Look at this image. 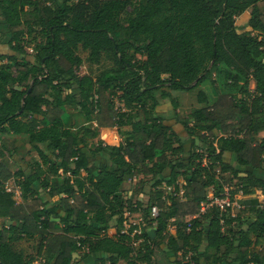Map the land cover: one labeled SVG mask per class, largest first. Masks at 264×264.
Here are the masks:
<instances>
[{"label": "trees", "instance_id": "1", "mask_svg": "<svg viewBox=\"0 0 264 264\" xmlns=\"http://www.w3.org/2000/svg\"><path fill=\"white\" fill-rule=\"evenodd\" d=\"M78 48L112 67L79 76ZM194 91L182 137L158 108ZM102 128L122 139L88 145ZM0 134L34 153L0 139V264H264V0H0ZM225 188L238 207L201 212Z\"/></svg>", "mask_w": 264, "mask_h": 264}, {"label": "rangeland", "instance_id": "2", "mask_svg": "<svg viewBox=\"0 0 264 264\" xmlns=\"http://www.w3.org/2000/svg\"><path fill=\"white\" fill-rule=\"evenodd\" d=\"M249 19V16L247 13L242 14L241 16H239L238 18H236L235 21V25L236 28L238 30L239 33L244 32V31H249V28L247 27V21ZM6 39L2 38L1 40L4 41ZM27 53L29 55H34L32 46L27 48ZM77 54L81 57L82 59V65L77 69V74L79 76L82 75H89L92 78H95L98 74H100L103 71H106L108 69H110L113 65L112 61L110 60V58L106 55H103L102 58L100 59V61L96 64H92L87 60V52L82 51L80 48H78L77 50ZM254 87V84L252 81H250L249 83V88L250 90H252ZM199 89V88H198ZM200 89H205V92L209 95H211L208 86H202L200 87ZM175 99L177 100V104L178 107L175 110L172 106V104L167 100L165 102L162 103V105L158 108L159 113L169 122L172 123V125H174V119L175 117L179 116L180 119H183L186 117V115L192 110V108L195 106L196 101H197V97H196V91L194 92H177L175 93ZM213 99L214 96H211ZM79 127H85V128H89V129H94L95 128V124L93 122L87 123L85 122L82 118H77L74 120V124H73V128H72V133L76 134L78 133V129ZM174 130L178 132L179 136L184 135V132L182 130V128L179 125H174ZM107 130H111V133H104L102 130H97V137L96 138H89V137H84L85 142L88 145H92L95 144L97 142H103V143H111V142H116V141H120L122 139V137H120L117 134V130L114 129H107ZM122 130H126V128L122 129ZM7 139L8 141H10V134H0V139ZM17 145L20 143H22L24 141V138H19ZM185 141V140H184ZM188 142L186 143V141L184 142V146H185V152H187L188 149ZM20 155L22 154V156H18L16 155V159L19 163V165L24 166L25 163H28V161L31 160V158L34 156V153L31 154H24V150L22 152L19 151ZM23 158V160H22ZM18 168V166H12L11 170L15 171ZM179 184H181V181H179ZM5 188L7 191H13L15 193L16 197H19V192L16 190V188L14 187V181L10 180L6 185ZM144 191L138 193L139 188L136 186L135 182H127L126 184H124L122 190H123V197L125 199H127L128 201H130L132 203L135 201H138V199H141L143 201V203H146L148 200L149 196V184L146 185L145 187H143ZM141 189V190H143ZM226 190V189H225ZM212 191H209V195H211ZM252 204V201L247 200L246 201V205ZM203 207L205 205H202ZM138 218V215H131L128 217V223L129 220L130 222H136ZM168 230L170 233H172V235L174 234L172 227H168ZM38 241L39 238L36 237L33 240H21L19 242H16L14 244L15 248L17 249H22L23 252L25 253V256H35L36 254V249H37V245H38ZM134 245V243H133ZM135 247V246H134ZM209 254H212V251L209 250L208 251ZM79 255H75L74 259H78ZM204 264V263H203Z\"/></svg>", "mask_w": 264, "mask_h": 264}, {"label": "built area", "instance_id": "3", "mask_svg": "<svg viewBox=\"0 0 264 264\" xmlns=\"http://www.w3.org/2000/svg\"><path fill=\"white\" fill-rule=\"evenodd\" d=\"M225 189H224V192L222 194H220L218 197H208V203L203 204L205 206L204 207L202 206L201 212H203L206 208L211 207V206L218 208L220 212H223L226 208L232 209L233 207H238V205L236 204L235 201L230 200L231 196L229 194L228 189H226V190ZM158 213H159V210H158L157 206L152 205L150 207L149 216H148L147 220L150 221V220L156 219V217L158 216ZM131 215H133V214H131L130 212H127V211L124 213V218H125L124 227H125V229H128L130 226H136V228L133 229L131 236H134V235L139 236L142 233V229L146 225L145 220L142 217L138 216L136 222H130V220H129V223H128V221H127L128 217ZM192 218L193 217H189L188 220L192 219ZM171 227L173 229L172 232H174V227L173 226H171ZM170 234H172V233H170Z\"/></svg>", "mask_w": 264, "mask_h": 264}, {"label": "crops", "instance_id": "4", "mask_svg": "<svg viewBox=\"0 0 264 264\" xmlns=\"http://www.w3.org/2000/svg\"><path fill=\"white\" fill-rule=\"evenodd\" d=\"M196 105V104H195ZM163 117V116H162ZM108 128H102V129H99V130H102L104 133H106V132H108V133H111V130H107ZM21 139V138H24L25 139V137H23V136H21V135H12V134H10V141H14L15 142V146L18 148V151H19V149H21V146H22V144H23V142L20 144H18L17 145V143H18V139ZM14 160L16 161L17 159H16V156L14 157ZM18 162V161H17ZM139 200H141V199H139Z\"/></svg>", "mask_w": 264, "mask_h": 264}, {"label": "water", "instance_id": "5", "mask_svg": "<svg viewBox=\"0 0 264 264\" xmlns=\"http://www.w3.org/2000/svg\"><path fill=\"white\" fill-rule=\"evenodd\" d=\"M148 235H149V237H150L151 239H153L154 236H155V230H154V229H150V230L148 231Z\"/></svg>", "mask_w": 264, "mask_h": 264}]
</instances>
